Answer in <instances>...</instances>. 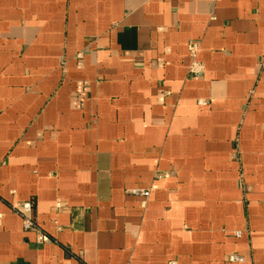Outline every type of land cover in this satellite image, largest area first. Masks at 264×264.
<instances>
[{
	"label": "crops",
	"instance_id": "1",
	"mask_svg": "<svg viewBox=\"0 0 264 264\" xmlns=\"http://www.w3.org/2000/svg\"><path fill=\"white\" fill-rule=\"evenodd\" d=\"M0 162V264H264V0H0Z\"/></svg>",
	"mask_w": 264,
	"mask_h": 264
},
{
	"label": "built area",
	"instance_id": "2",
	"mask_svg": "<svg viewBox=\"0 0 264 264\" xmlns=\"http://www.w3.org/2000/svg\"><path fill=\"white\" fill-rule=\"evenodd\" d=\"M199 49V44L198 43H190L189 45V52L190 55L192 57V59L194 60L192 67H191V72L192 73H199V69L196 66V62H195V58L197 55ZM2 162H0V168L2 166ZM135 194H139V195H143L144 197H149L150 196V190L148 191H134ZM11 210L14 214L20 216L22 218V222H23V229L25 231H33L37 234V243L38 244H43V243H47L50 241V239L48 238V236L42 231V229L37 225L35 219H34V215H33V203L31 201L28 202H21L15 205L11 206ZM3 215L0 213V218ZM238 236L240 234H237ZM229 261L231 263L234 262H242L243 259H241L238 256H231L229 258Z\"/></svg>",
	"mask_w": 264,
	"mask_h": 264
}]
</instances>
